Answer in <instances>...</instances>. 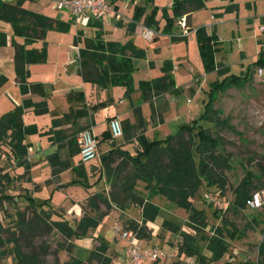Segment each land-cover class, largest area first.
I'll return each instance as SVG.
<instances>
[{"label":"rangeland","instance_id":"rangeland-1","mask_svg":"<svg viewBox=\"0 0 264 264\" xmlns=\"http://www.w3.org/2000/svg\"><path fill=\"white\" fill-rule=\"evenodd\" d=\"M53 4L55 2L51 4L48 0H28L26 3L27 8L36 11L45 10L46 14L52 17L57 18L58 15L67 17L72 25L71 31L65 33L55 29L48 32L46 42L49 60L43 65H34L31 80L42 81L39 77H45L46 80L57 78L58 59L60 55L62 57L63 52L68 50V47L63 45L65 35L64 37L60 36L66 34L69 37L73 33L72 37H74V45H76L75 39L80 30L83 34L78 45L84 46L85 39L94 38L98 31H102L105 40L126 42L128 39H133L137 45L146 49L145 58L134 60L135 87L139 86L141 80L159 76L162 73L163 63L170 60L175 68V85L183 89L177 98L182 110L192 107L202 111L211 83L219 78L216 70L207 71L204 66L197 42V28L206 27L208 33L216 34L218 49L215 59L230 66V73H246L253 62L259 58L261 46L264 45V32L260 29L264 23V0H207L206 6L195 11L191 16L192 32L185 20L180 21L175 18L173 21L168 20L167 15L173 16L172 0H117L118 14L99 19L104 22L102 27L95 23L90 24L89 20L81 22L79 19L71 17L68 10H59ZM52 5L53 7H51ZM137 7L144 8V12L138 17L139 23L144 25L146 18L152 15L158 22L159 27L155 25L152 28L157 30L156 37L152 41L147 39L143 33L128 34L126 26L120 23L121 20L123 22L131 20ZM154 10L156 11L153 13ZM91 16L93 19H97V16L92 14ZM187 33H190L192 39H189L188 42L186 39H180ZM38 45L40 43L37 42L29 44L33 48H37ZM74 51L78 54L77 47L74 48ZM187 63L189 68H186ZM71 68L73 69L71 70ZM70 71L71 75L68 74V77L74 81V85L70 86L74 88V91L84 93L85 100L75 103L73 101L76 107L92 108L93 111V105L104 103L94 110L95 134L100 140L98 156L83 163L80 153H76L70 156V168L63 171L59 177H53L48 160V154L52 152L53 147L45 132L49 129L54 115L51 110L44 114H38L31 108L26 110L24 123L29 126L26 134V142L29 144V171L26 170L24 164L17 165L16 160L9 157L10 148L7 141L3 142L0 149V173L8 172L11 176V179L4 177L0 185V220L7 228H10V232L1 234L5 242L0 243V264H10L14 261L11 253L13 243L9 241L12 231H16V238L18 235L20 236L19 243L25 248L31 245L30 248H34L41 255L44 253L43 246H49L48 253L44 254L47 264H55L57 261L63 263L73 256L79 255L85 258L84 264H100L97 259H87L89 253L99 244L97 239H105L109 243L107 254L112 257L111 264H130L127 258L129 243L121 238L115 227L125 228L127 220L141 219V209L135 205L125 209L112 208L103 216L98 226L89 228L86 233L77 235L71 240L64 238L55 229L49 231L38 229V232L34 234L23 232L21 229H17L19 227L15 223L19 217L21 218V212L26 217L27 214L28 216L32 214L33 208L30 207L27 195L32 197L38 210L49 212L53 220L67 218L74 227H77L85 211L88 214H95V211L87 205V198L93 193L109 189L105 178L100 175L102 156L112 146L111 144L114 145V141L109 138L106 140L107 117L115 114L108 119V123L114 116H119L122 121L130 119L131 122H134L132 103H141L145 116L150 113L151 105L140 100L139 90H134L129 96L126 94V87L122 85L100 86L86 82L80 73L75 54ZM59 78L63 82L67 76L64 74ZM64 88L61 84L56 85L57 92H67L63 90ZM45 89L44 95L36 93L31 95L32 99L34 101L46 99L51 109L57 107L63 111L65 101L62 97L64 95L54 93L52 84H48ZM215 107L220 110L222 118L228 117L230 123L235 127L234 129L218 128L223 138V150L230 155L232 167L225 171L227 184L223 193L218 186L208 187L203 182L198 186L193 203L197 210H203L206 213L211 225H218L221 219L215 217V207L208 201L207 195L217 196L224 206H227L224 209V215L232 219L240 228H244L252 216L257 215L259 219L261 218L262 221L255 228L249 229L244 238L229 239L230 247L226 255L222 260L210 264H224L228 260L233 263L246 260L256 261L258 245L264 239V187H259L254 192L260 199L254 206H249L236 214L230 210V204L234 199L233 190L245 177L247 170L259 174L260 167L264 166V68L262 74L257 68L248 83L220 92ZM70 109L71 107L66 111L68 112ZM89 112L91 113L90 110ZM81 120L65 126L70 133L82 130L88 125L91 126V123L83 125L84 122ZM165 122V127L163 125L159 128L154 127L155 123L149 122L147 130L156 137L164 138L167 137V133H175L180 125L185 124V122L175 119L172 109L165 112ZM35 126L37 129H30ZM205 126H212L213 131L217 130L210 123H206ZM114 140H116V145H122L134 154L137 153L138 145L135 140L129 141L124 135ZM197 161L199 162V157H197ZM138 188L148 195V190L142 182L138 184ZM3 194L13 195L14 201L3 198ZM151 199L160 206L158 216L160 219L155 222L157 226L148 224L152 228L153 234L147 240V247L157 245L173 253L172 257L165 258L158 264H197L196 256L189 255L187 252L180 253L179 242L183 241L184 236L180 233L195 234L197 231L189 224L191 214L161 192L155 193ZM25 216L23 215V217ZM163 220L168 222L165 227L161 226ZM209 227L206 228V232L211 235ZM145 240L138 237L140 247H146Z\"/></svg>","mask_w":264,"mask_h":264},{"label":"trees","instance_id":"trees-1","mask_svg":"<svg viewBox=\"0 0 264 264\" xmlns=\"http://www.w3.org/2000/svg\"><path fill=\"white\" fill-rule=\"evenodd\" d=\"M26 1L28 0H16L11 3L0 0V20L9 23L13 30L11 39L15 48L16 81L24 95L22 104H15L0 116V149L3 142L7 141L10 148L9 157L16 160L17 165L24 164L26 170L29 171V144L26 142L29 126L24 123V114L28 108L34 109L38 114L49 112L46 99L34 101L29 96L30 94L44 95L46 93L43 82L30 80L29 65L47 61L46 38L48 32L53 29L62 32L68 31L71 21L55 19L29 9L24 6ZM206 1L172 0L173 16L167 15L168 20L173 21L175 18L181 21L185 17L186 25L191 29L192 14L205 7ZM142 12H144V8L137 7L134 17L126 23L129 34L135 33L138 29L139 22L137 20ZM120 23L123 24L121 21ZM90 24L93 22L91 21ZM95 24L100 27L103 25L102 22ZM157 24L153 15L148 16L144 22V26L149 28H154ZM78 33L75 39L76 43L82 40V31ZM196 33L200 55L206 70H216L219 75V78L211 83L208 98L204 101V109L201 114L191 122L180 125L175 133H171L165 138H149L146 135L149 120L143 114L142 105L141 103H132L135 121L131 122L128 119L122 123L125 138L137 142V153L134 154L122 145H116V140H113L114 145L102 156L100 166V175L105 178L109 189L93 193L87 198V205L95 211V214H88L85 211L77 227H74L67 218L53 220L49 212L38 210L32 197L27 195L30 207L33 208L32 214L31 216L27 214L26 217L21 212V218L19 217L15 222L19 227L17 229L30 234L38 232V229L46 231L55 229L64 238L71 240L77 235L86 233L89 228L98 226L103 216L112 208L125 209L135 205L141 209V219L140 221L127 220L125 228L133 230L138 237L149 239L152 236L147 223L155 222L160 213V206L151 197L155 193L161 192L191 214L189 224L197 230L195 234L180 233V235L184 234L183 241L179 242L180 253L187 252L189 255L196 256L197 264H210L222 260L226 255L230 247L229 239L244 238L249 229L255 228L262 221L255 215L246 222L244 228H240L232 219L224 215L223 208H215V217L221 221L218 225H211L206 213L196 209L193 198L198 191V186L203 182L208 187L218 186L222 193L225 191L227 184L225 171L231 169L232 162L230 155L223 150V138L218 128L234 129L235 127L230 123L228 117L222 118L220 110L215 107V102L220 92L248 83L257 68H264V45L261 46L259 58L253 62L246 73H230V66L215 59L218 49L216 34L208 33L206 27L197 28ZM16 36L23 37L24 43H19ZM180 39L187 40V36L184 35ZM38 40H43V47H29V44ZM7 43L8 32L1 29L0 46ZM145 57L146 49L137 45L133 39H128L126 42L105 40L102 31H98L94 38L85 39V45L79 49L80 73L86 82L100 86L122 85L126 87V94L129 96L134 90H139L143 102L150 103L154 99L159 100L157 104L150 103V120L161 123L164 121L163 114L169 108V104L163 101L162 96L169 92L179 94L181 90L175 85L174 65L170 60L163 63L161 75L141 80L139 86L135 87L134 60ZM7 81L8 77L1 74L0 87ZM69 99L74 103L85 100L84 93L72 91L69 94ZM102 105L104 103H98L92 107L96 110ZM91 109L89 108L90 113L87 108L73 107L70 112L53 117L49 129L45 132L51 146L55 147L48 154L53 177H59L63 171L70 168V156L79 153L77 135L80 130L70 133L65 125L78 118L94 117V110ZM206 123L212 124L217 130L213 131L212 126H205ZM30 129L35 130L37 126L30 127ZM105 134L107 138H113L109 128L105 130ZM197 157H199V162ZM259 172L258 174L247 170L245 177L234 188V199L230 204V210L233 213H240L249 207L248 200L253 197L259 187H264V166L260 167ZM4 177L11 179L8 172L0 173V185ZM140 182L148 190V195L138 188ZM3 198L11 201L15 199L11 194H3ZM167 223V220H163L161 226L165 227ZM208 227L211 235L206 232ZM174 229L178 232L176 228ZM9 230L10 228H7L0 220L1 244L5 242L1 234L10 232ZM15 235L16 231H12L9 238V241L13 243L11 253L14 260L10 264H47L44 254L48 253L49 246H43L44 253L41 255L34 248H30L31 245L25 248L19 243L20 236L18 235L16 238ZM97 240L99 244L89 253L87 259H97L100 264H111L112 257L107 254L109 243L105 239ZM84 262H86L85 258L79 255L73 256L63 263L57 261L55 264H84ZM224 264H264V239L258 245L256 261L246 260L233 263L228 260Z\"/></svg>","mask_w":264,"mask_h":264},{"label":"crops","instance_id":"crops-1","mask_svg":"<svg viewBox=\"0 0 264 264\" xmlns=\"http://www.w3.org/2000/svg\"><path fill=\"white\" fill-rule=\"evenodd\" d=\"M5 1H8V2H11V3H14V2H16V0H5ZM30 1H32V0H30ZM36 1V0H35ZM37 1H40V0H37ZM48 1H50V3L52 4V3H54L53 1L54 0H48ZM112 2H113V4H114V6L116 7V10H117V0H111ZM26 3H27V1L24 3V6L26 7ZM53 5H55V4H53ZM53 5L51 6V7H53ZM30 9V8H29ZM32 10H34V9H32ZM36 11V10H35ZM37 12H40V13H43V14H46V11L45 10H37ZM69 14H70V16L71 17H73L74 18V15L71 13V12H69ZM46 15H48V14H46ZM48 16H51V15H48ZM52 17V16H51ZM53 18H55V17H53ZM55 19H60V20H64V21H66V22H68L69 21V19L67 18V17H60V15H58V17L57 18H55ZM99 19H101V18H98L97 17V19H93V17L92 16H88V17H85L84 18V21L85 20H89V22H93V24L94 23H96V22H102V24H104V22L103 21H100ZM128 21H130V20H128ZM128 21H125V22H123V20H121V22H123V25H125L126 26V23L128 22ZM74 22V21H73ZM143 28H144V25L143 24H141V23H139V26H138V29L136 30V32L135 33H143ZM1 29H4V30H6L7 32H8V43L6 44V45H4V46H0V75L1 74H4V75H6L7 77H8V81L4 84V85H2L1 87H0V116L3 114V113H5V112H7L8 110H10L15 104H22V102H23V99H24V95L22 94V92H21V90H20V87H19V85H18V83H17V81H16V72H15V67H14V56H15V48H14V46L12 45V33H13V30H12V27L10 26V24L9 23H6V22H4V21H2V20H0V30ZM71 29H72V25H71V27H70V31H71ZM126 29H127V27H126ZM68 30V31H69ZM58 31V30H57ZM68 31H64V32H62V31H59V32H61V33H65V32H68ZM80 31V30H79ZM193 31V29H190V32H192ZM128 33V32H127ZM73 33H71V35L68 37V36H66V34H63L62 36H60V37H64V35H65V42L63 43V45H65L66 47H68V50H66L65 52H63L62 53V57H61V55H60V58L58 59V63H57V66L59 67L58 68V70H56L57 71V78L56 79H54V77L52 78V79H44L45 77H39V78H41V80L42 81H40V80H38V81H35V82H43L44 83V85H45V88L47 87V85L48 84H52L53 85V91H54V93H57V94H59V95H64L62 98L64 99V101H65V103H63V106H64V109H63V111H60L61 109H59V108H57V107H55V108H53V109H51V107H49L50 109H49V111L51 110L52 111V113H53V115L55 116V115H59V116H62L64 113H66L67 111L66 110H68V108L69 107H71V109L73 108V107H76L74 104H73V102L72 101H70V99H69V94L72 92V91H74V88L73 87H71L70 85H74V81H72V78L71 79H69V77H68V74H70L71 75V71H70V67L73 65V63H74V54H75V56H77V60H78V63H79V49L81 48V47H83V46H79L78 45V43H76V45H74V37H72L73 35H72ZM129 34V33H128ZM134 34V33H133ZM48 35V34H47ZM185 36H187V42H188V40L189 39H192V36H190V33H187ZM67 37V38H66ZM16 40L19 42V43H22V42H24V38L23 37H21V36H16ZM135 41H136V39H134ZM47 41V40H46ZM36 43V42H35ZM37 43H40V45H38L37 46V48H41L42 46H43V44H44V42H43V40H38L37 41ZM136 43V42H135ZM137 44V43H136ZM30 48L32 47V46H29ZM78 48V54L76 53V51H74V48ZM47 49H48V45H47ZM60 54H61V52H60ZM65 56V57H64ZM64 57V58H63ZM48 60H49V50H48V58H47V61L46 62H42V63H34V64H31V65H29V69H30V72H31V75H30V80H31V78H33V70H34V65H43V64H45V63H47L48 62ZM186 68H189V65H188V63H187V65H186ZM41 69V68H40ZM73 68H71V70H72ZM175 69V68H174ZM79 70H80V63H79ZM173 72H174V70H173ZM66 75L67 76V78H65V79H63L64 81L63 82H61V79L59 78V76H63V75ZM162 74V73H161ZM160 74V75H161ZM83 77V76H82ZM84 79V78H83ZM55 80V81H54ZM31 81H34L33 79L31 80ZM59 84H61L62 86H63V90H65V91H67V92H57L56 91V85H59ZM68 85V86H67ZM180 88V90H181V92L183 91V89L181 88V87H179ZM181 93H179V94H174V93H172V92H169V93H166L164 96H162V99H163V101H165L166 103H168L169 104V108L166 110V111H168V110H173V113H174V116H175V119H177V120H181V122H185V123H189V122H191L195 117H197L198 115H200L201 114V112L203 111H201V109H196V108H192V107H188L187 109H185V110H182V109H180V107H179V102L177 101V98H178V96L180 95ZM31 95H33V94H30L29 96H31ZM140 100H141V95H140ZM158 101L159 100H156V99H154V100H152L151 102H152V104L154 105V104H157L158 103ZM150 102V103H151ZM149 103V102H148ZM149 103V104H150ZM66 108V109H65ZM32 109V108H31ZM71 109H70V111H71ZM131 109H132V105H131ZM88 110H89V108H88ZM143 110V109H142ZM70 111H68V112H70ZM165 111V112H166ZM67 112V113H68ZM143 114H144V112H143ZM113 115H115V114H111V115H109L108 117H107V119H106V129H108L109 128V126H108V119L111 117V116H113ZM53 116V117H54ZM144 116H145V114H144ZM150 116H151V108H150V113H149V115L148 116H146V118H147V120H149V122H153V123H155V124H153V125H155L154 127H156V128H159V126H163L164 124H166V122H165V113H164V116H163V118H164V121L163 122H161L160 124L158 123V122H154L153 120L151 121L150 120ZM53 117H52V119H53ZM119 117V116H118ZM80 119H82L81 120V122H84V124L83 125H88V123H91V126L93 127V130H94V133H95V126H96V119H95V114H94V117H91V116H88V117H84V118H78V119H76V121H72V124H74V123H76L78 120H80ZM87 120H89V121H87ZM183 120H186V121H183ZM148 122V123H149ZM159 124V125H158ZM157 125V126H156ZM164 127H165V125H164ZM105 129V130H106ZM163 129V128H162ZM170 133H167V136L169 135ZM146 135L149 137V138H159V137H156V136H154V135H152L151 133H150V131L149 130H147L146 131ZM165 138V137H164ZM110 140H114V139H112V138H109ZM106 140H108V138L106 139ZM112 146H113V144H111ZM111 146V147H112ZM53 147V150L55 149V147L54 146H52ZM110 147V148H111ZM124 147V146H123ZM109 148V149H110ZM108 149V150H109ZM52 150V151H53ZM107 150V151H108ZM158 219H160V218H157L156 219V221L158 220ZM140 221V220H139ZM155 221V222H156ZM155 222H148L147 223V226H148V229L151 231V235L153 234V232H152V228L149 226L150 224H153V225H155ZM149 224V225H148ZM155 226H157V225H155ZM150 239V238H149ZM148 238H146V247L148 246L147 245V243H148ZM207 254H210L209 252H207Z\"/></svg>","mask_w":264,"mask_h":264},{"label":"built area","instance_id":"built-area-1","mask_svg":"<svg viewBox=\"0 0 264 264\" xmlns=\"http://www.w3.org/2000/svg\"><path fill=\"white\" fill-rule=\"evenodd\" d=\"M54 2L57 9L68 10L81 22H83L85 17L91 16V14L98 18H107L113 14H118L111 0H54ZM182 19L186 21L185 17ZM260 29L264 32V23L260 26ZM143 34L147 39L152 41L156 36V31L144 26ZM258 70L260 74L263 73V68H258ZM109 129L113 138H119L124 135L123 123L120 117L114 116L110 119ZM77 141L83 163L91 161L98 156L100 140L94 133L92 126L80 130L77 135ZM207 198L215 208H227L217 196L207 195ZM259 201V196L253 194V197L248 200V205L254 206ZM115 228L119 231L121 238L129 243L127 258L130 264H158L163 259L173 256L172 252H168L157 245L142 248L133 230L121 226H116Z\"/></svg>","mask_w":264,"mask_h":264}]
</instances>
